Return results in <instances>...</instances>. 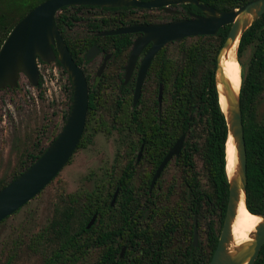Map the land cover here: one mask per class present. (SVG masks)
I'll return each mask as SVG.
<instances>
[{
    "label": "trees",
    "instance_id": "obj_1",
    "mask_svg": "<svg viewBox=\"0 0 264 264\" xmlns=\"http://www.w3.org/2000/svg\"><path fill=\"white\" fill-rule=\"evenodd\" d=\"M41 1L0 0V46L13 25ZM199 1L221 11L239 7L250 0ZM18 4L22 6L21 11ZM183 6L200 12L194 4ZM81 7L86 6H64L55 15V23L67 45L68 27L82 18L77 14ZM72 8L77 9L70 13ZM112 9H120L121 13L103 20L91 19L87 22L89 30L97 31L103 25L119 27L143 18L135 15L130 7ZM144 20H150V17L146 16ZM229 27H221L215 35L186 37L176 42L177 47L173 50L168 49V43L162 49L165 54H158L154 59L146 78L143 108L130 111L129 103H126L120 107L121 112L113 115L112 122L120 124L119 129L127 134L128 139L131 136L134 138L133 135L129 137V130L141 134L137 142H146L147 154L154 166L181 134H185L183 148L179 156L174 158L185 172L182 186L175 189L174 184H169L167 191L153 192L156 200L146 217L144 209L140 208V195L135 197L131 192L132 174L127 165L120 174H109L105 184L107 192L104 194L100 185L91 191L66 194L64 205L55 208L49 222L30 241V248L41 252L39 264L209 262L222 226L229 188L225 170L228 127L219 106L215 84L216 57ZM106 38L122 46L130 42L128 34ZM81 40L76 46L80 42L84 46L77 53L84 52L86 46L96 42L91 34ZM248 46H251L252 51L244 64L241 56ZM68 48L71 50L69 45ZM72 54L75 57L74 52ZM237 60L242 67L239 102L246 146L245 205L254 214H264V118H259L257 111L264 92V13L242 33ZM56 62L61 66L59 61ZM160 82L163 84V106L159 111L156 93ZM84 134L77 149L85 144ZM46 147L28 154L29 160H20L21 168L11 180L37 159ZM134 148L135 145L126 155L131 154ZM194 155H198L201 161L205 184L198 178ZM130 162L129 157L128 165ZM7 183L1 182L0 188ZM117 185L120 192L115 205L110 206L108 198ZM93 214H97L95 221L87 228ZM142 217L144 222L140 223ZM194 217L197 218L198 226L207 221L204 240L199 241L198 246L192 242ZM123 247L125 251L121 254ZM94 251V258L89 259ZM253 264H264V244Z\"/></svg>",
    "mask_w": 264,
    "mask_h": 264
},
{
    "label": "water",
    "instance_id": "obj_2",
    "mask_svg": "<svg viewBox=\"0 0 264 264\" xmlns=\"http://www.w3.org/2000/svg\"><path fill=\"white\" fill-rule=\"evenodd\" d=\"M183 3L194 4L202 14H192L188 18L162 23H137L104 30L99 34L115 35L142 32V35L137 37L133 43L126 66L127 71L134 65L135 59L142 47L149 42L152 43L142 61L139 71L133 98V103L135 104L140 96L144 73L150 60L164 44L173 41L178 42L191 36L215 35L221 27L225 25L230 26L216 57L215 84L219 106L225 115L228 135L232 134L235 140L238 168L234 178H229L226 172L229 183L226 210L216 247L207 264L254 263L259 250L264 244V214H257L262 217L263 221L256 227L253 242L234 257L226 254V243L230 239V222L234 215V202L238 197L239 190L243 191L245 200L247 181L246 146L239 93L235 96L229 85L224 83L227 113L224 112L220 105L217 70L223 50H229L237 38L239 44L242 33L254 20L264 13V0H250L239 7L221 11L199 0H43L32 7L13 25L0 46V90L6 86H18L21 74L25 75L33 86L37 85L39 79L38 60L50 63L57 59L70 74L73 86L72 103L67 118L54 140L25 170L0 188V222L37 196L55 178L72 157L83 133L89 98L86 78L79 65L72 58L55 23L56 13L64 6L92 5L101 7L136 6L142 8H166L172 4ZM247 14L251 15V19L246 17L239 18V15L244 16ZM93 48L96 49L95 46ZM237 48L235 51L236 59ZM91 55L92 52L89 51L87 58H90ZM184 139L185 134H181L165 154L153 175L151 185H153L165 165L174 157L179 156L183 148ZM115 195L116 193L113 196L112 203ZM95 217V214L91 217L86 225L87 228L92 225ZM197 239V221L195 218L193 229L194 245H197ZM124 250L125 248L123 247L121 254Z\"/></svg>",
    "mask_w": 264,
    "mask_h": 264
},
{
    "label": "rangeland",
    "instance_id": "obj_3",
    "mask_svg": "<svg viewBox=\"0 0 264 264\" xmlns=\"http://www.w3.org/2000/svg\"><path fill=\"white\" fill-rule=\"evenodd\" d=\"M18 5L21 11L22 6ZM73 12L74 9H70V13ZM83 12L94 16L99 10L95 8ZM162 17L170 18L165 14ZM86 31L83 21L74 22L71 27V33L76 36ZM176 47V42L168 44L169 50ZM251 51V46L243 51L241 59L244 64ZM97 61L98 58L95 59ZM38 65L42 80L40 85L32 86L21 75L17 87L0 91V183L10 182L13 174L21 168L20 160H29L28 154L36 153L38 148L50 143L61 129L64 115L68 112L70 83L67 74L54 63L38 62ZM257 111L258 117L264 118V92ZM127 142L129 139L124 131L113 129L98 131L90 143L79 147L70 162L37 196L0 223V264H6L8 260L9 264H39L40 250L29 246L32 237L49 222L55 208L64 205L66 194L95 189L104 180L106 171L114 174L113 168L116 169L115 174H119L125 163L124 154L129 147ZM194 161L198 178L205 184L198 155H194ZM184 174L183 168L172 160L162 175V186L167 188L169 184H174L175 189L181 187ZM206 222L198 226L200 241L204 240ZM94 256L95 251L89 259Z\"/></svg>",
    "mask_w": 264,
    "mask_h": 264
},
{
    "label": "flooded vegetation",
    "instance_id": "obj_4",
    "mask_svg": "<svg viewBox=\"0 0 264 264\" xmlns=\"http://www.w3.org/2000/svg\"><path fill=\"white\" fill-rule=\"evenodd\" d=\"M142 1H148V0H142ZM183 5L184 3L183 4H172V5L167 6L166 7L167 9L165 7L142 8V7H136V6H122V7L132 8L133 11L135 12V15L136 14L141 15L143 18L141 21L132 22L130 24H124L119 27L130 26L132 24H137V23H147L148 24V23L169 22V21H173V20H177L181 18L191 17L192 14H202L201 11L196 12L193 9H185ZM83 6H86V7H81L80 9H78L77 14L79 16H82V18L78 21L85 22V27L87 29L86 33L82 35H78V36H76L75 34H72L71 27L73 25L68 27L67 32H68V45L71 47V50L69 48L68 49L70 51L72 58L76 62V64L79 65V67L81 68L86 78V83H87V88H88L89 98H88V111H87V116H86V120L88 119V122L86 123V120H85V125L83 129V132L85 133L84 142L85 144H88L92 141L95 133H97L98 131L107 132L113 129L120 130L119 129L120 124L112 122V119H113L114 114H118L119 112H121L120 107H122V105L129 103L128 105H129L130 111L131 110L133 111L135 108L136 109L143 108L142 100H143V95H144V90H143L144 84H145L146 78L148 77L149 71L151 70V67L153 65V61L158 56V54L160 55L165 54V52L163 53L162 49L168 43H171V42L164 44L151 58L150 63L144 73L140 96L138 100L136 101V103L134 104L133 98H134L136 82L139 76V71L141 69L142 61L145 55L147 54L148 50L150 49L152 43L149 42L145 46L142 47V49L139 51L135 59L134 65L129 71H127L126 66L128 64V60H129L130 53L133 47V43L137 37L142 35V32L124 33V34L129 35L130 42L124 46L115 44L114 42L109 41L106 38L107 36H111V35H100L99 33L104 30L118 28V27H110V26L103 25L101 29H98L97 31H92V30H89L87 26V22L91 20V17L92 19L97 18V19L103 20L112 15H119L121 13L120 9H112V8H122V7H106V6L101 7V6H92V5H83ZM95 8H97L99 12L94 13V16H89V14H84L83 12L84 10H90V9H95ZM75 9L77 8H74V10ZM127 10H131V9H127ZM136 10H140V11H136ZM154 10H156V12H152ZM164 14L169 15L170 18L168 19L163 18L162 16ZM146 16L150 17V20L145 21L144 19L146 18ZM87 34L93 35L96 42L86 46L84 52L80 51L77 53V50L82 48L84 46V43L80 42L78 46H76V44L79 41H82L81 39H83V37ZM174 42L176 41H173V43ZM94 46L96 47V49L93 48ZM89 51L92 52V55L90 58H87V54L89 53ZM72 52H74L75 57H73ZM96 58H98L97 63L95 62ZM56 61L58 60L56 59L55 61L50 62V63H54L58 65ZM38 62L46 63L41 60H38ZM46 64H49V63H46ZM59 67L62 69L63 72L67 74V77L70 83V88H69L70 104L68 107L67 114L64 115V122H65L67 115L70 111L71 103H72L73 86H72V80H71L70 74L63 68L62 65ZM38 69H39V65H38ZM40 81L42 80L40 79V72H39V79H38L37 85H40ZM18 85H19V81H18ZM5 88H11V87L6 86L3 89ZM3 89H1L0 91H2ZM159 97H160V100H159ZM156 101L158 105V110L159 111L162 110L163 84L161 82L158 84V87H157ZM131 135H133L134 138H132ZM129 137H130L129 138L130 141L127 142L129 145V148L125 150V153L127 151L129 152L130 148L133 147V145H135V148L133 149V151H131V154H129L128 156L124 154L125 163L122 166V168H124L127 165L131 170V174H132L131 175V184H132L131 192L134 194L135 197L137 194L140 195L139 196V199L141 201L140 208L144 209V217H146L149 215V212L151 210L150 208L152 207L153 203H155V200H156V197L153 196V192L156 193L158 191L160 192L167 191V188L162 187V180H163L162 175L166 167L170 163L168 162L169 164L167 163L168 165L167 164L165 165V167L160 172V175L157 177L153 185H151L153 175L155 174V171L161 161L157 164V166L153 165L152 160L147 154L146 142L144 141L137 142L138 138L141 137V134H138V132L136 131L133 132L129 130ZM76 150H77V147H76ZM129 157L131 159V162L128 165L127 161ZM174 158L172 160H174ZM115 170L116 169L113 168L114 174H115ZM109 173L110 171L105 172L106 176L104 180L102 181V183L100 184V188L103 194L107 192V190L105 189V184L107 180L109 179ZM119 192H120V187L117 185L114 187L113 192L108 198V202L110 206L115 205ZM115 193H116L115 199L112 203V199ZM95 215L97 216V214ZM144 217L140 218L141 219L140 223L144 222ZM195 218L196 217L193 218V229H194V219ZM196 221H197V218H196ZM197 236H198V222H197ZM197 240H198L197 245L195 246L199 245L200 240L199 239ZM192 242H193V235H192Z\"/></svg>",
    "mask_w": 264,
    "mask_h": 264
},
{
    "label": "bare ground",
    "instance_id": "obj_5",
    "mask_svg": "<svg viewBox=\"0 0 264 264\" xmlns=\"http://www.w3.org/2000/svg\"><path fill=\"white\" fill-rule=\"evenodd\" d=\"M242 17L251 19L250 14L244 16L239 15V18ZM237 45L238 38L229 50H223L217 70V87L219 90L220 105L226 113L227 105L224 96V83L229 85L235 96L239 93L241 83L240 64L235 54ZM225 154L226 172L229 178H234L238 168V160L235 140L232 134L228 135L225 144ZM262 221L261 216L248 211L245 206L244 193L242 190H239L238 197L234 202V215L230 222V239L226 243V254L234 257L247 248L253 242L256 227Z\"/></svg>",
    "mask_w": 264,
    "mask_h": 264
}]
</instances>
